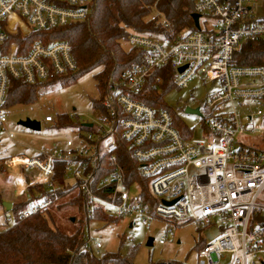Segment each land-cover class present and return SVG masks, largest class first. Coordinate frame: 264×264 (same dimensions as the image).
<instances>
[{"label": "built area", "instance_id": "2783aa9c", "mask_svg": "<svg viewBox=\"0 0 264 264\" xmlns=\"http://www.w3.org/2000/svg\"><path fill=\"white\" fill-rule=\"evenodd\" d=\"M254 1L193 0L200 29L180 37L129 35V47L144 50V59L111 79L102 113L85 122L92 126L80 142L67 139L64 146L34 157L5 160V170L19 169L21 176L26 175L21 170L31 171V183L54 189L59 164L72 182L65 195L32 205L21 221L46 216L58 200L76 199L89 214L96 210L116 220L137 218L144 226L165 225L160 245L181 225L218 226L220 235L199 249L198 264H264V151L235 149L237 134L244 128V109L254 108V103L242 102L264 101V66L234 63L240 44L264 39V21L251 14ZM89 4L90 0H0V130L6 131L12 81L51 87L77 69L71 45L50 33L85 20ZM34 36L39 40L33 41ZM181 68L185 69L180 72ZM158 70L174 72L178 88H187L197 76L205 84L219 82L220 89L204 105L206 140L185 138L169 110L143 100L147 87L155 89L164 82ZM261 115L257 105L248 117ZM45 121L54 118L46 116ZM126 154L148 183L149 194L128 178L122 162ZM6 224H16L12 215L6 216ZM88 243L101 253V243L90 232Z\"/></svg>", "mask_w": 264, "mask_h": 264}, {"label": "trees", "instance_id": "16d2710c", "mask_svg": "<svg viewBox=\"0 0 264 264\" xmlns=\"http://www.w3.org/2000/svg\"><path fill=\"white\" fill-rule=\"evenodd\" d=\"M89 9L90 14L85 20L59 28L50 34L54 39L71 45L77 64L74 72L60 76L59 81H74L79 75L97 70L94 77L103 87L101 103L111 79L120 77L127 68L144 59V50L129 47V35L180 37L196 30L192 18L195 12L193 0H90ZM126 44L128 48L125 47ZM234 63L243 67L264 66V39L240 44L234 53ZM156 74L164 77V82L159 87H169L173 82L174 72L158 70ZM47 87V84L30 86L12 81L7 108L34 103L38 99V90ZM159 87H147L142 98L149 105L168 110L158 96ZM100 107L102 110L101 104ZM58 119L61 123H69L74 117L59 115ZM80 128L88 127L80 124ZM122 162L128 178L132 177L143 185L145 193L149 194L148 183L138 176L137 166L129 154L124 155ZM3 164L0 165L2 174ZM71 183L63 165L59 164L53 177L54 189L27 180L26 189L17 202H13L10 211L3 206L5 200L0 185V208L7 212L4 222L0 223V264H133L119 254L95 252L88 243L90 224L94 217L102 221L112 218L102 211L93 210L89 214L79 201L75 202L80 206V212L73 232L67 233L42 217L21 221L22 215L32 205L50 202L65 195L71 189ZM64 202V199L58 200L49 207L47 216L54 218L53 213L60 211ZM7 215H12L16 220L13 227L7 226Z\"/></svg>", "mask_w": 264, "mask_h": 264}, {"label": "rangeland", "instance_id": "374dc122", "mask_svg": "<svg viewBox=\"0 0 264 264\" xmlns=\"http://www.w3.org/2000/svg\"><path fill=\"white\" fill-rule=\"evenodd\" d=\"M250 5L253 7L251 14L255 20L264 21V0L254 1ZM38 37L34 36L32 40L37 41ZM125 47L128 48V45ZM96 72L97 70L79 75L74 81H59L51 87L39 89L38 99L34 103L9 108L6 131L0 130V165L12 156L24 155L31 158L40 151L62 147L67 139L80 142V137L90 131L88 128L81 129L80 124L91 122L102 113L100 104L103 87L94 77ZM219 89L218 81L205 84L197 76L187 88H178L173 82L169 87H159L158 96L165 108L171 111L180 133L192 142H201L207 139L209 133L208 113L204 109L206 99ZM249 103H254V108L244 109V128L237 134L235 149L264 151V101L246 100L242 105L247 106ZM257 105L263 110V115L254 116L251 120L248 116L255 111ZM186 108L198 109L199 114L187 113ZM59 115H74V119L69 123H61ZM46 116H52L54 121L46 122ZM27 118L39 121L41 130L34 131L19 124V121ZM9 134H13V138ZM3 170L4 174L0 173V185L1 181L7 179L16 181L17 173L13 169L5 170L3 164ZM21 171L23 174L32 173L29 170ZM18 172L21 175L19 169ZM76 201L78 200L72 199L70 202ZM6 214L1 207L0 223L4 222ZM53 214L54 218L51 219L47 215L40 217L50 224L60 226L67 233L75 231L79 214L67 208ZM132 221L134 225L131 227ZM165 231L163 224L144 226L137 218L118 221L107 218L102 221L94 217L90 224L91 236L102 245L101 254H119L133 264H198L199 249L214 242L220 235L218 226L207 229L186 224L173 229L167 235L166 243L160 245L158 240L165 235ZM149 238L154 239L152 246L146 245Z\"/></svg>", "mask_w": 264, "mask_h": 264}, {"label": "crops", "instance_id": "0c3cea01", "mask_svg": "<svg viewBox=\"0 0 264 264\" xmlns=\"http://www.w3.org/2000/svg\"><path fill=\"white\" fill-rule=\"evenodd\" d=\"M14 171L17 173L16 176H18V178L15 179L16 180L15 182H13L10 179H7L6 181H1L2 196L6 202H10L12 204L13 202H17L18 198L22 195V193L26 189V181L27 180L31 181L33 177L32 173L21 176L20 173L18 172V169L17 170L14 169ZM13 183H14V187H13ZM70 201L71 199H65V202L63 204V206L65 205V207L63 208L64 209L67 208L68 210L70 209L72 212H76L77 214H79L80 206L78 204L71 203ZM72 220H74V217L72 218Z\"/></svg>", "mask_w": 264, "mask_h": 264}, {"label": "water", "instance_id": "95a60500", "mask_svg": "<svg viewBox=\"0 0 264 264\" xmlns=\"http://www.w3.org/2000/svg\"><path fill=\"white\" fill-rule=\"evenodd\" d=\"M192 18H193V21H194L196 29H200V24H199L200 15L197 14V13H194L192 15ZM184 69L185 68H181L180 72H182ZM186 112L187 113H193V114H199V110L198 109L186 108ZM19 124L24 126V127H26V128H29L31 130H34V131L41 130V123L39 121H37V120H33V119H30V118H27L25 120L19 121ZM84 125L87 126V127H91L92 126L91 123H85ZM3 206L5 207V209L7 211H10L11 208H12V203L5 201V202H3ZM153 242H154V239L153 238H149L146 245L147 246H152Z\"/></svg>", "mask_w": 264, "mask_h": 264}, {"label": "bare ground", "instance_id": "6f19581e", "mask_svg": "<svg viewBox=\"0 0 264 264\" xmlns=\"http://www.w3.org/2000/svg\"><path fill=\"white\" fill-rule=\"evenodd\" d=\"M13 170H14V169H13ZM56 202H57V201H56ZM56 202H54V203H56ZM54 203H53V204H54ZM53 204H51L49 207H51ZM49 207H48V208H49ZM48 208H47V209H48Z\"/></svg>", "mask_w": 264, "mask_h": 264}]
</instances>
